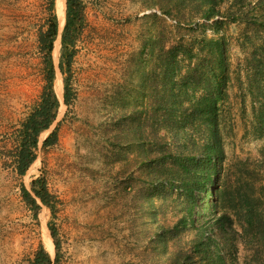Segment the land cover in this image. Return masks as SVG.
Masks as SVG:
<instances>
[{
    "label": "rangeland",
    "instance_id": "rangeland-1",
    "mask_svg": "<svg viewBox=\"0 0 264 264\" xmlns=\"http://www.w3.org/2000/svg\"><path fill=\"white\" fill-rule=\"evenodd\" d=\"M62 1L0 0V264L41 247L52 264H264V219H245L248 198L264 210V0H73L74 44L66 0L48 57L38 38ZM51 66L70 102L20 177L11 156ZM214 134L207 179L193 168ZM38 179L51 208L24 199Z\"/></svg>",
    "mask_w": 264,
    "mask_h": 264
},
{
    "label": "trees",
    "instance_id": "trees-1",
    "mask_svg": "<svg viewBox=\"0 0 264 264\" xmlns=\"http://www.w3.org/2000/svg\"><path fill=\"white\" fill-rule=\"evenodd\" d=\"M66 0L62 1V8L64 10V16L66 14V6H65ZM73 0H67V24L64 31L63 36V42L68 44H74V34L71 29V23H70V17H69V10L72 6ZM58 23V24H57ZM65 26V25H64ZM59 30V21L57 20L56 14L54 15L52 13V18L49 22V26L47 30L42 31L39 34V43L41 45L46 46L47 50V56L50 57L53 50H54V41L57 37V32ZM72 54H64L62 56V61L60 63V69L63 71L65 67H70L72 62ZM54 67L51 66L49 78H48V84L45 88L42 102L39 104V106L33 111V113L27 118L26 122L23 124L22 129L20 130L21 138L18 142V146L16 148V151L11 156V165L13 170L16 172V174L20 177H23L27 174L30 167L34 164V162L37 160V149L39 146V137L42 136V133L48 129H50L51 125L56 119V110L59 107V97L56 92V88L54 87L53 90V75H54ZM63 99L65 100V103L69 105L70 102V93L68 88H65V93L63 94ZM214 143L206 147L207 155V162L200 166L198 163H195V167L193 169H198L200 167L201 173L206 176L208 179L211 178V172L212 168L211 165H213V170L218 169L220 164V158L222 157V151H220L219 145H218V138L216 134L213 135ZM58 141V134L56 131H54L44 142V146L48 147L51 145L56 144ZM191 164V159H186V165ZM187 168V167H186ZM185 168V169H186ZM197 176H194L190 180V186L193 188L195 185L198 184L199 178H196ZM41 182V179H38L32 183L31 190H27L25 186H23V193H24V199L25 201L34 209L38 210L40 209V205L38 202H41L43 205L51 208V199L52 195L50 194L47 186L45 184H42V186L39 188L37 184ZM207 195V194H206ZM215 201H217L215 197H213ZM247 209L245 214V219L250 223L252 220H262L264 219V210L260 209V207L253 205L254 200H247ZM221 219H224V221H231L230 216H223ZM51 236L55 239V231L54 229L50 228ZM49 238V242L52 245V242L50 240L49 235L47 234ZM52 239V238H51ZM56 250H59V244L56 242L54 243ZM53 244V246H54ZM47 251V249H46ZM44 247H41L40 251L37 253L35 259L33 260L32 264H52L51 257L46 252Z\"/></svg>",
    "mask_w": 264,
    "mask_h": 264
},
{
    "label": "bare ground",
    "instance_id": "bare-ground-1",
    "mask_svg": "<svg viewBox=\"0 0 264 264\" xmlns=\"http://www.w3.org/2000/svg\"><path fill=\"white\" fill-rule=\"evenodd\" d=\"M56 5H57V0H56ZM56 5H55V14H56L57 20L59 21V33H61L63 28H64V25H65L64 24L63 11H62V7L61 6L57 7ZM65 6H66V3H65ZM65 10H66V8H65ZM65 21H66V14H65ZM56 81L58 82L60 87L63 86V81H62L61 77L57 78ZM59 100H60V102H62L63 97L61 96V98H59ZM49 237H50V240L52 242V239H51L50 235H49ZM52 246H53V242H52ZM47 247H48L49 250H51V246L49 244H48ZM51 254H53V253H51Z\"/></svg>",
    "mask_w": 264,
    "mask_h": 264
}]
</instances>
